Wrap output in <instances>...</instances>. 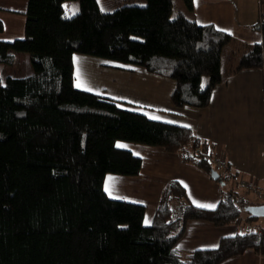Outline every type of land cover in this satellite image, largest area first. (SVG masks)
<instances>
[{"label": "trees", "instance_id": "1", "mask_svg": "<svg viewBox=\"0 0 264 264\" xmlns=\"http://www.w3.org/2000/svg\"><path fill=\"white\" fill-rule=\"evenodd\" d=\"M145 1L103 13L97 0H27L24 36L0 42V64L27 54L32 71L0 83V264H221L247 251L264 258V228L222 237L214 248L178 246L189 222L224 227L242 213L264 222L247 211L264 201L252 204L249 192L227 188L236 175L218 171L214 209L195 206L182 184L169 181L148 226L144 205L105 192L108 175L140 173L141 159L118 142L160 148L207 174L214 169L211 147L189 127L74 86L73 56H91L173 81L175 108L208 107L234 38L181 13L172 18L174 0ZM65 2H77V13L66 16ZM182 2L191 11L192 0ZM252 28L262 40L247 46L232 73L264 72V13Z\"/></svg>", "mask_w": 264, "mask_h": 264}, {"label": "crops", "instance_id": "2", "mask_svg": "<svg viewBox=\"0 0 264 264\" xmlns=\"http://www.w3.org/2000/svg\"><path fill=\"white\" fill-rule=\"evenodd\" d=\"M246 3L245 0H192L191 11L185 8L181 14L199 25L211 24L250 46L262 40L260 32H253L247 27H252L259 20L260 14L264 13V3L253 0L251 8H248ZM26 4L27 0H0V22L3 26L0 42L21 39L24 36ZM16 57L24 60L27 58L25 55H15ZM3 66L6 67L0 64V71L4 70ZM25 67L30 71L27 64ZM104 67L107 68H103L105 71L111 72L109 79L114 84L111 94L108 93L106 97L143 109L148 116L149 113L155 115L156 118H152L154 120L163 121L158 118V115H162L173 118L164 119L167 123L187 125L196 137L206 141L211 147L212 156L217 159L215 164L219 162L226 165L223 170L226 177L236 175L233 182L224 181L227 186H238L237 180H246L253 187L248 190L247 200L252 204L264 201V197L257 198L256 195V189L264 191L262 70L232 73L231 69L213 89L208 107L195 109L175 108L172 105L170 96L174 83L171 80L148 74L142 69L130 72L113 68L109 64ZM74 86L81 88L77 87L75 79ZM125 148L141 159L140 173L135 177L108 175L104 187L107 185L109 191L105 192L108 196L113 195L112 197L115 192H121L123 196L118 200L138 195L149 196L153 202L150 207L152 214L146 219V208L144 221L149 224L144 222L145 225L151 224L161 192L172 180L183 185L188 199L195 206L208 205L209 207H201L206 209H214L217 206L222 185L212 180L210 174L182 163L178 155L166 153L160 148L133 144ZM244 224L241 219L224 227H215L204 222H189L178 246L185 251L214 248L222 237L234 235L239 231L243 233L246 227L253 226ZM221 264H264V259L248 251Z\"/></svg>", "mask_w": 264, "mask_h": 264}, {"label": "rangeland", "instance_id": "3", "mask_svg": "<svg viewBox=\"0 0 264 264\" xmlns=\"http://www.w3.org/2000/svg\"><path fill=\"white\" fill-rule=\"evenodd\" d=\"M245 1L247 2L246 3L247 7L251 8L253 0H245ZM97 3H98V6H99V9L101 12L108 13V12H112V11H114V10L124 6V5L144 6L146 4V1L145 0H97ZM182 5H183L182 0H174L173 1V9H172V15H171L172 18L176 17L179 13L184 12L186 10L185 6H182ZM63 7L65 8L64 12H65L66 16H68V17L73 16L78 11V3L77 2H65L63 4ZM247 28L253 32H257L251 26H249ZM243 29H245V28H243ZM14 40H18V39H13L12 41H14ZM6 42H11V41H6ZM248 50L249 49H248L247 45L244 43V41H242L238 38H234V41H232L228 46H226L223 49L222 54H221V71L223 73V76L228 74V71L235 68V66L238 63L240 56L243 55ZM19 55H25L27 58L24 60V59L16 57L14 64L12 66H6V67L3 66L4 70L2 69L0 71V78H1V82H2L1 84L2 85L5 84V80L8 77H10V78H23V77L30 75V73L32 72L30 61H29V56L27 54H16V56H19ZM79 58H81V59H79ZM74 59H75L74 60L75 84L77 85V78L79 77V82L81 85V88H77V89L83 90V91H88V92H91V93H94L97 95H101L104 97H106L108 93L111 94L112 88L114 86V84L111 83L110 79H109V73H111V72H107L103 68L107 69L106 67H104L107 64H109L112 67H113V65L116 66L115 64L109 63V61H106V60L101 59V58L84 56V55H81V56L76 55ZM26 64L29 67L30 71L26 70V67H25ZM206 83H207V78L203 77L201 80V87L203 88L206 85ZM75 88H76V86H75ZM85 89H87V90H85ZM103 90H105V91H103ZM238 108H240V107H238ZM136 110H138L140 112H145L143 109H140V108H136ZM154 116L155 115L149 113L148 118L152 119V117H154ZM158 118L163 119V122H166L164 119H166V120L173 119L171 117L162 116V115H158ZM117 145L120 148H125L126 146L129 145V143L118 142ZM133 145H135V144H133ZM125 149H127V148H125ZM213 159L215 162L217 161V159H215V158H213ZM225 166L226 165H223L222 163H219V162H217L215 164V166L213 165L214 169L219 171L222 176H226L225 171H223L225 169ZM232 180H235V179L232 178L228 182H233ZM237 184L239 187L237 185H230V186L228 185L227 188H233L234 190L238 191L239 194L242 196H243L244 192H248V190H252V188H253L252 185H250V183L247 182L246 180H237ZM256 190H258V189H256ZM261 190L263 191V189H261ZM109 196L112 197L113 195H109ZM122 196L123 195L121 192H115L114 197H112V199H121ZM248 197H249L248 194H246L244 199L247 200ZM128 198H131V197H128ZM128 198H126L125 200L126 201L131 200L129 202L142 204V205H145L146 208H148V211L146 214V219L148 216H150L152 214L150 207L153 205V202L151 201L149 196L138 195V196L132 197L131 199H128ZM257 198H262V197L257 195ZM241 216H242L241 220L244 221V223H245L244 225H246V224L253 225L251 227H249V226L246 227L245 228L246 230L244 229L247 233L248 232H259L260 230H262L264 228L263 220L253 222V221L246 220V217H243L244 216L243 213ZM144 222L146 223V220ZM146 224H149V223H146ZM146 226H148V225H146ZM241 232L242 231H239V233H241ZM251 252H253V251H251ZM253 253L260 256L259 254L255 253V252H253ZM242 255H244V253L241 254L240 256H242ZM261 258L264 259L263 257H261Z\"/></svg>", "mask_w": 264, "mask_h": 264}, {"label": "water", "instance_id": "4", "mask_svg": "<svg viewBox=\"0 0 264 264\" xmlns=\"http://www.w3.org/2000/svg\"><path fill=\"white\" fill-rule=\"evenodd\" d=\"M209 174H210V177L212 180L214 181H217L219 179V173L214 170V169H211L209 171ZM247 211L250 213V214H254L255 216L257 217H264V206H252V207H249L247 208Z\"/></svg>", "mask_w": 264, "mask_h": 264}, {"label": "snow or ice", "instance_id": "5", "mask_svg": "<svg viewBox=\"0 0 264 264\" xmlns=\"http://www.w3.org/2000/svg\"><path fill=\"white\" fill-rule=\"evenodd\" d=\"M74 14V13H73ZM2 83V82H0ZM80 82H79V77L77 78V87H80ZM87 90V89H85ZM152 118H156V117H152ZM185 127H188L187 125H185ZM105 191H109V187L106 185L105 187ZM111 194V193H110ZM197 207H209L208 205H203V204H198Z\"/></svg>", "mask_w": 264, "mask_h": 264}, {"label": "built area", "instance_id": "6", "mask_svg": "<svg viewBox=\"0 0 264 264\" xmlns=\"http://www.w3.org/2000/svg\"><path fill=\"white\" fill-rule=\"evenodd\" d=\"M256 194L260 197L264 196V191H262L261 189L256 190Z\"/></svg>", "mask_w": 264, "mask_h": 264}]
</instances>
